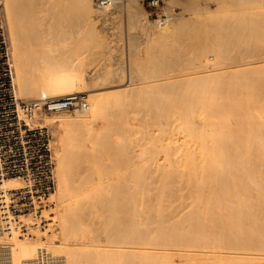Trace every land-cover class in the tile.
Returning a JSON list of instances; mask_svg holds the SVG:
<instances>
[{"label":"bare ground","instance_id":"obj_1","mask_svg":"<svg viewBox=\"0 0 264 264\" xmlns=\"http://www.w3.org/2000/svg\"><path fill=\"white\" fill-rule=\"evenodd\" d=\"M2 1L4 4V11L9 32L8 35L10 38L11 54L14 63V83L16 82L15 91L17 98L21 99V97H23L22 95H24V97L29 96L27 94H31L32 91L34 93L36 92V96L38 95V98L40 99L50 96H59L60 94L62 95L64 93L74 91V87L76 88V85H78L79 82L82 83L84 81V72L82 71L85 66L83 62L80 61L81 63L78 65V68H71L73 65L75 66V64L78 63L75 61L76 63L74 64L72 60L76 58H73L70 54L69 56L72 58H57L60 56L62 57V55L65 54L62 50H57L58 47L63 46V43L65 42H81L80 44H83L82 42H85V44L86 42H89L88 45H103V47L105 45L110 53H116V69L122 68V64L124 63L122 58V49L118 45V42H110L111 39L109 40L105 34V31L108 28H112L113 31L110 34L114 35V40L112 41H118V38L120 39L122 37L121 16H119V13V15L113 13V9L117 7L114 0H111V5L108 4L104 7H96L94 3H92V0ZM112 2L114 3L112 4ZM176 3L182 4V6L179 4L183 8L182 12L175 13L167 9L172 6L175 8L174 4L176 5ZM162 8L168 18L164 23H158L156 21H149L145 11L138 7L134 0L127 1L125 5L124 28L128 48L127 60L129 63L127 62V64L129 65V76L131 75L132 77L138 78V82L140 81L142 83V87L150 86L152 87L150 88L151 90L154 88L156 90V87L161 88L159 90L157 89L155 97L159 96L161 98L163 93L166 94V91L168 90L170 91H168L169 93L167 94L171 95L167 98L168 100L165 99L163 101L162 99H164V96L162 99H157V97L155 99L153 98L155 91H151V93H153L151 94L152 97H148L149 101H147V98V100H145V102H150L152 105L154 102L157 104V106L153 105L155 108L152 110V107L150 108L149 106L146 110L145 107L142 109L145 111L144 113L148 114L147 116L151 117V121L149 119L150 122H152L153 119L156 120L157 117L159 118L160 115L165 113V116H168L171 120L167 121L168 117L166 118L163 115V120L168 122L166 124L168 125L169 122L173 121L172 124L175 123V126L170 124L171 128H174L169 131L167 129L164 131V129L162 130L161 128V131L158 132V136H155L157 138H151V147L149 148L150 145L147 147L144 146V150L146 148L149 149L145 152L142 150L145 153L143 154L146 156L147 153H149V150L153 154L156 153L158 155L162 151L164 154H161L166 156L164 159L166 160L168 156L169 161V158L173 153L175 155H173L174 160L168 164L167 160H162L164 165L166 163L167 166H164L162 163H160L161 165L156 163V165L160 168L154 166L153 163V167H155L158 171V176H155L158 178L157 181H147V179H145L146 175L143 169L148 167H141V169L138 167V170H128L125 168V171H123V168L122 171L113 173H111V171L109 172V170L107 171L108 163L106 164L102 161L99 153L102 154L101 152H111L113 146L110 145L111 143L109 144L110 139L107 136L111 134L112 131L111 129L102 130L97 128V120H102L104 117V113L102 111L104 107L102 105L103 102L96 100V98L92 97V95L88 97L89 102H87V107H81L80 110H75L72 117L69 116L48 119L49 123L55 125H53L54 127H62L60 139L54 148L57 182L56 189L50 194L51 198L54 200V209H52L54 215L49 218L54 224L56 223L55 225H57L58 231H56L55 234H51V231L49 230V241L45 243L39 241V237L37 235L39 232L37 229L33 230V232L37 231V233H35L37 239L34 238V234L30 237L19 238L18 235H16V232H12L11 236L0 239L2 243L7 244L6 252H3L0 255L3 256V258L8 259V264H44L42 261H45V264H85L86 261L89 260V262H91L92 258L89 260H87V258L91 257L92 254L90 253L91 256H88L89 253L87 255L84 252L85 250L81 251L80 249H77V247L83 246L81 243H85V241L89 242V238L93 237L89 233L91 231V222L92 225L94 223L93 221H90L89 218L91 217L92 212H97L93 209V205L96 204L95 201L100 202L101 200L105 205L106 203L104 202H107L106 207L108 206V212L106 214L107 217H110V221H112L110 222L107 220L108 226L112 223L111 226L114 232H123V234L124 232H128L129 235L130 233H136L135 235L138 237L140 236L139 233L141 231L144 233L143 230H149L152 221H154L152 223L153 225L156 222L163 223V221L168 224L167 222L169 220L167 221L166 219L168 218L166 217H171L170 220H174L173 215L176 213L181 214L184 209L181 208L183 211L177 212L179 203L177 204V207H175L176 205H171L172 202L175 203L177 199L180 202H186L187 200L188 206L191 205L196 211L203 214L204 211H213V207L216 206L221 209V212L225 213H235L237 212V209H239V211L244 210L243 214H241L243 217L245 216L244 218H247V216L244 215L246 212L245 209L247 208H243V210H241V206H255L256 208L259 206L262 207L264 194L262 196L259 192H262L261 189L262 186H264V176H262L264 173L259 175L262 178L254 176V171L256 169L254 170L255 166L253 159H257L259 161L264 157V126L262 125L261 128L259 125L260 122L261 124H264V76L259 75V73L262 75L264 74V72H262L264 71V0H208L207 3L202 6L196 3L195 0H167L166 8ZM29 44H31V46L32 44L36 46L39 45L40 48L37 49L39 50V53L35 51V47H33L34 50L30 49L31 46L29 47ZM85 44L80 45V47L82 48ZM42 45H44L43 47H45V45L49 47L53 45V48L55 49L52 50L48 47L49 50L45 51L41 47ZM79 45L77 44L75 46ZM47 46L45 47L46 49ZM41 48L42 51L40 50ZM65 50L63 49V51ZM44 51L46 55L52 56V58L44 56L46 57L44 59L42 56V54H44L42 52ZM81 51H83V49ZM67 52H69V50ZM36 54H41L43 59L39 56L40 60H38L39 58L36 56L37 59L34 61L35 58L32 56H35ZM71 54L75 55V53ZM79 54L80 53H78V55ZM76 56L77 55H75V57ZM88 56L89 55H87V57ZM70 61H72L73 64ZM211 63L213 73L209 74L208 71V74H206L207 64H210L211 66ZM255 63L261 64L259 65L261 69L263 68L261 72H257L259 69L255 70V68L258 67H255ZM104 65L105 64H100V66L97 67L100 71L97 72V74H99L97 77H103V79L104 73L102 74L101 72L105 69V67H103ZM31 71L33 74L34 71L38 73L36 74L38 76H34L32 74V78L29 77L31 76V74L29 75ZM175 71L178 72V74L176 73L177 75L173 74ZM100 73L102 76H100ZM227 73L231 75L229 76ZM110 76L114 77L115 75ZM131 76L129 78L130 80ZM33 77L37 78L34 79ZM104 85L103 87L115 86L112 84L107 85L106 83ZM117 85L119 84L117 83ZM162 88L165 91H163ZM166 88L168 90H166ZM147 93L148 92L146 90L145 95H147ZM166 96L167 95H165V97ZM143 103L140 105L142 106L145 104ZM150 103L149 105L151 106ZM246 106L249 109L245 108ZM154 109H156V112H159L160 115H150L151 111L153 112ZM245 110H248V112L249 110H252V114L250 111L249 114L251 115H247L248 112L245 113ZM139 111L142 112L141 110ZM153 113H155V111ZM124 115H126L125 112ZM41 116L42 115H37L35 122L45 125L40 122ZM152 116H156V118H153ZM122 117L125 118V116ZM229 118L235 119V121L233 120L234 122H236L237 119L239 120V118L242 121L241 125H239L240 129L238 128V133L235 132L236 134H234L233 131L231 132L228 130L227 121ZM45 122H47V120ZM158 122L160 123V120ZM196 122L199 125L198 127L195 125L197 124ZM154 123L155 122H153V124ZM106 125L107 126H104V128L108 127L109 129L108 125L110 124ZM113 125L114 124H111V126ZM102 126L99 128H102ZM216 126L218 128H216ZM220 126L221 132L216 130L220 129ZM233 128L235 131L237 127ZM141 131L139 133H141ZM123 133L126 136L127 130L126 133L125 131L122 132V134ZM117 134L118 133H116V135ZM144 134L146 133L144 132ZM125 138L126 137H124L121 141L118 140L120 141V143L118 142V145L124 147V155L119 157L123 148L121 149V147H119V149L122 150L121 152L118 151L119 149L117 150L118 152L115 150V155L113 154L115 157L113 158V164L117 167L120 165V167L128 166L127 168H130L129 164H133V162H130L131 158L129 157L131 156V153L129 150H131V146L135 145L134 143H138L139 141H131L133 142L132 145V143ZM163 138L167 140V144L174 142L173 139L175 138H181L182 141H180L179 144H173V147L171 148L172 150H170L172 153H168L166 151L167 145L165 147L161 146ZM88 143H90V145L92 143L93 146L91 145V147L88 148ZM113 145L115 146V144ZM116 147L115 149H117ZM116 152L120 153L116 154ZM137 152L134 157L137 156ZM149 155L151 156V154ZM134 157L132 156V158ZM141 157H143V155H141ZM154 157L152 155V158H149L152 160ZM137 158L138 157H136V159ZM134 160L132 159L131 161ZM141 162L139 165H141ZM261 162L263 163L262 160ZM109 164L112 166L111 163ZM256 166L258 167V165ZM135 167H137V164ZM149 172L147 173L149 174ZM154 173H156V171H154ZM21 185L22 182L18 178L4 179L0 182V189H13ZM158 185L163 186L165 191L159 193L156 188L161 186ZM150 190L153 193L156 191L159 195L155 193L152 197L151 195L147 196L148 193H150L148 192ZM155 195H158V197L156 196L157 198H155ZM242 196L247 197L244 198V202L242 201ZM153 198L154 200L158 199L157 203H152L154 200L151 201V199ZM149 203L156 204L157 206V208L154 205V208L152 207L154 211L156 209L155 215L153 214L154 216L150 215L151 205ZM96 205H98V203ZM95 207L98 208V206ZM153 210L152 213L154 212ZM251 210L254 215L255 209ZM251 210L247 211L250 213ZM257 210H260V207ZM219 211L218 214H220ZM198 212L195 216L197 219L199 217ZM214 212L216 213L217 211ZM214 212L211 213L214 214ZM261 212H258L257 214H262ZM186 213H189V210ZM191 213L188 215L190 216ZM192 214L195 215L196 213L193 212ZM203 214L200 216H202L203 225L206 226V220L204 219ZM206 214L208 215L210 213ZM223 214L224 213H221V215ZM235 214H239L240 217V212ZM94 215L97 217V214ZM193 215L190 220L192 221L193 228H196V226H198L195 222L197 219L194 221ZM93 216L92 218H94ZM177 216L178 215L175 216V219H179L180 215L179 217ZM216 216L214 217L216 218ZM227 216L231 219H233V216L237 217L233 214L230 216L228 214ZM242 216L240 218L242 219V222H238L240 221V219H238L239 217L236 218L238 220L236 222L244 223L245 226L241 224L242 227L252 225L253 221L251 224H247L248 220L246 219V222ZM99 217L101 216L98 215V218ZM107 217L105 218L107 219ZM205 217L207 218V216ZM228 217L226 218V216H224L225 220L228 219ZM260 217H262V215ZM92 218L90 219L92 220ZM152 218L158 220H151ZM161 218L163 221H161ZM224 218L222 219L225 224L226 221ZM101 219L102 217L99 220ZM254 219H257V217L254 216ZM254 219L252 217V220ZM102 220L105 221L104 218ZM183 220L185 221L184 218ZM198 220L201 221V218L199 217ZM209 220L210 219L207 221ZM259 220L261 221V218ZM24 221L30 225L32 220L30 216H27ZM88 221H90V223H88ZM98 221H96L97 224ZM104 221H100V223L102 224ZM184 221L183 223L186 224L189 220L187 222ZM193 221L195 223H193ZM200 221L199 223H201ZM227 221H230V219ZM236 222L234 221V224H237L236 226L240 228L241 225L239 224V226ZM53 223V227H56ZM183 223L179 220L178 226L179 224H182L185 228L186 225ZM101 224L98 226L101 227ZM152 224L150 229L153 228ZM159 224L160 223H158L157 227L162 225ZM230 224L225 225L232 226V224ZM164 225H162L161 228H163ZM168 225L164 226L167 227V230L168 227H170ZM187 225L189 231H191L190 229L192 227H189L191 224L188 223ZM182 226H180L181 229ZM201 226L202 224L199 227ZM180 227L177 228L176 226V229H180ZM30 228L33 229V227ZM184 228L182 229L183 231ZM234 228L235 227L231 230L234 231ZM157 229L158 228H156V230ZM176 229L175 231H177ZM197 230L199 231V229H194L193 232H197ZM200 230H204L203 232H206L205 227ZM228 230L231 232L229 228ZM177 232H180V230ZM162 233L164 232H161V234ZM188 233L189 232L187 231L186 235ZM198 233L199 232H197V234ZM89 235L91 237H88ZM172 235L174 236V234ZM128 236L126 234V237ZM131 236L132 235L129 237L131 238ZM176 236L177 234H175V237ZM169 237L170 234L168 238ZM175 237L174 240L176 239ZM187 238L189 239V237ZM110 239L113 241L112 237H110ZM168 242H170V240L165 243ZM130 243L132 242L130 241ZM91 245V243H88L87 246ZM90 252H92V250ZM55 253H64L66 256L62 257L60 255H55ZM93 254L95 256V252ZM98 254L101 255L100 253ZM1 256L0 259L2 258ZM137 256H139V254ZM101 257H103V259H107V255L106 257ZM95 259H93V261ZM97 261L95 262L97 264H101L102 262V260H100L101 262ZM157 262L158 261H156V264ZM160 263L161 262H158V264ZM103 264H105V262Z\"/></svg>","mask_w":264,"mask_h":264},{"label":"rangeland","instance_id":"obj_2","mask_svg":"<svg viewBox=\"0 0 264 264\" xmlns=\"http://www.w3.org/2000/svg\"><path fill=\"white\" fill-rule=\"evenodd\" d=\"M127 1H129V0H114V2H115V4H116V8L115 9H113V10H111V11H113V13H115V14H118L119 16H121V34H122V39L120 38H118V41L116 40V41H112V40H114V38H113V36L114 35H110L111 34V32L113 31V29L111 28H108L104 33L106 34V37H108V39L110 40L111 39V41L110 42H118V45L121 47V49H122V58H123V66H122V68H123V70H122V68L119 70V69H116V67L117 66H115V65H117L116 63H115V59H116V53L114 52V53H110V51L105 47V45H104V47H103V45H93V46H91V45H88V43L86 42V44H87V46H86V44H85V42H82L83 44H80L81 42H79V43H77L78 45L80 44V45H84L85 44V46H83L82 48L80 47V45L79 46H75V45H77L75 42L73 43V42H71V43H67V42H65V43H63L64 45L63 46H61V47H58V49L57 50H59V51H61L62 50V52H65V54L64 55H62V57L60 56V57H57L58 59L59 58H67V57H69V58H76V59H72L73 60V62H74V64L76 63V62H78L77 64H75V66L73 65V67H71V68H78V65L81 63V62H83V64H84V66L85 67H83V71L82 72H84L83 73V77H84V81L81 83V82H79L78 83V85H76L77 87L75 88L74 87V91H71V92H68V93H64V94H60L59 96L57 95V96H50V97H47V98H56V97H62V96H64V95H66V94H69V93H74V92H79V93H81V94H83V96L85 97V99H86V101L87 102H89V98L88 97H90L91 95H92V97H95L96 98V100H98V101H101V102H103V113H104V119L102 118V120H100V119H98L97 120V122H98V126H97V128L98 129H107V130H110L111 129V131H112V133L111 134H109L107 137L111 140H109V144L111 145V146H113L112 147V150H111V152L110 151H108L107 153L105 152V153H103V152H101L102 154H100L99 153V155H100V157H101V159H102V161L104 162V163H108V165H107V171L109 170V172L111 171V173H113V172H118V171H122V169H123V171H125V168L126 169H128V170H134V169H139L138 167H140V169H141V167H148V168H144L143 170H144V172H145V175H146V178L145 179H147V181H157L158 180V178H156L155 176H158V171L156 170V168L155 167H153V163H154V166H157L158 167V165H156V163H159V165H161L160 163H162L163 165H164V162H162V160H165L164 158H166V156L164 155H162V154H164V153H162V151L158 154V155H160V156H158L156 153H154L155 154V157H154V154L151 152V151H149L148 150V152L149 153H147V155L146 156H144V152L147 150V149H149L150 147H151V145H150V141L152 140L151 138H153V137H155V136H158V132L159 131H161V128H162V130L164 129V131L167 129L168 131L171 129H173L174 127H172L171 128V126H170V124H172V122H169V124L167 125L166 123H168V122H166V120H163V115L165 116L166 114L164 113V114H162V115H160L159 114V112H156V109H154V111H155V113H153L152 111H151V114L150 115H157V114H159L160 115V117L159 118H161V119H159L158 117L156 118V116L155 117H153V118H156V120H157V122H156V120L155 119H153V121L152 122H150L151 121V117L150 116H147L148 114L147 113H144L145 111H143L142 109H144V107H145V110L147 109V108H151V110L153 109V108H155L154 106H157V104L154 102L153 103V105L150 103V102H147V101H149V98L150 97H152V95L151 94H153V93H151V91H155V93L153 94V98H155L156 99V97H155V95H156V91H157V89L159 90V89H161V88H158V87H156V90H155V88L153 89V90H151L150 88H152V87H150V86H146V87H142V83L139 81L138 82V78H136V77H132L131 75V80L129 79L130 78V76H129V65L127 64V62L129 63V61L127 60L128 58V55H127V52H128V48H127V42H126V32H125V28H124V15H125V5H126V3H127ZM135 1V3L138 5V7H140V8H142V10L143 11H145V13H146V15H147V18L149 19V21H152V17L149 15V13H150V11H149V9L145 6V4H143L142 3V1L141 0H134ZM166 1L167 0H165V2L162 4V6H161V9L163 10V8L162 7H165L166 8ZM180 1H185V0H180ZM196 1V3H198V4H200L201 6L204 4H206L207 3V1L208 0H195ZM204 1H206V2H204ZM114 2H112V4L114 3ZM92 3H93V0H92ZM180 4L181 6H182V4L181 3H176V5L174 4V6H175V8H173V6L171 7V8H167L168 10H170L171 12H175V13H180V12H182V10H183V8L179 5ZM93 5V4H92ZM111 5V4H110ZM1 6H2V10H3V14H4V20H5V27H6V32H7V39H8V42H9V45H10V38H9V32H8V25H7V20H6V15H5V11H4V4H3V1L1 0ZM110 7V6H109ZM179 8V9H178ZM181 10V11H180ZM110 32V33H109ZM112 36V37H111ZM104 43V42H103ZM75 44V45H74ZM71 45H74V46H71ZM31 46V44H29V47ZM39 45H34V44H32V46L30 47V49H32V50H34V48L33 47H35V51H37L38 53H39V50H37V49H39L40 48V46L38 47ZM44 45H42L41 47L43 48V50H45V51H48L49 50V48H51L52 50H54L55 48H53L54 46L52 45L51 47H49V46H47V45H45V47L47 46V49L45 48V47H43ZM36 47H38V48H36ZM49 47V48H48ZM69 47V48H68ZM78 47V48H77ZM94 47H95V49H94ZM42 48L40 49L41 51H42ZM71 48V49H70ZM88 48V49H87ZM90 48V49H89ZM11 49V48H10ZM63 49L65 50V51H63ZM83 49V51H81V50ZM102 49V50H101ZM105 49V50H104ZM69 50V52H67ZM79 50V51H78ZM92 50V51H91ZM106 50H108V51H106ZM45 51L44 52H42V53H44V54H42L41 52V54H42V56L44 57V56H48V55H46L45 54ZM72 51V52H71ZM76 51V52H75ZM78 51V52H77ZM82 53H81V52ZM105 51V52H104ZM67 52V53H66ZM71 53H75V55H77L76 57H75V55H73V54H71ZM78 53H80L79 55H78ZM91 53V54H90ZM41 54H36L35 56H32V57H34L35 59H34V61L37 59L36 58V56H38V60H40V57L39 56H41ZM66 54H67V56H66ZM69 54H70V56H72V57H70L69 56ZM87 55H89L88 57H87ZM42 56H41V59H43L42 58ZM59 56V55H58ZM46 57H44V59L46 58ZM48 57H50V58H52V56H48ZM53 58H54V56H53ZM68 58V59H69ZM83 58V59H82ZM82 59V60H81ZM86 59V60H85ZM33 60V59H32ZM88 60V61H87ZM104 60H105V62H104ZM30 61H31V55H30ZM76 61V62H75ZM81 61V62H80ZM86 61H87V63H86ZM70 62H72V61H70ZM73 62H72V64H73ZM85 62V63H84ZM33 63V62H32ZM115 63V64H114ZM71 64V63H70ZM100 64L102 65V64H105L103 67H105V69H103L102 71L103 72H101L102 74H103V76H104V79H103V77L101 78V77H97V76H99V74H97V72H100L99 70H98V66H100ZM256 64V65H255ZM254 65H255V67H257V68H255V70H257V69H259V70H257V72L258 71H262V69L264 68H262L261 69V67L259 66V65H261L260 63H255ZM77 65V66H76ZM113 65H114V67H113ZM128 66V67H127ZM209 66H210V64H207V70H206V74H212L213 73V69H211L212 68V63H211V66H210V69H209ZM110 67V68H109ZM253 67V66H252ZM116 69V70H115ZM108 70H109V72H108ZM111 70V71H110ZM114 73H113V72ZM118 71V72H117ZM209 71V72H208ZM215 71V70H214ZM208 72V73H207ZM237 72H239V71H237ZM256 72V71H255ZM262 72H264V71H262ZM100 73V74H101ZM112 73V74H111ZM178 74V72L177 71H175V72H173V74L174 75H177ZM215 73H217V72H215ZM240 73V72H239ZM31 74V76H29V77H31L32 78V76L34 75H36V74H38V73H36L35 71H34V74H33V72L31 71V73H29V75ZM33 74V75H32ZM102 74L100 75V76H102ZM227 74H229V73H227ZM233 74V73H232ZM241 74V73H240ZM256 75H258L257 73H255ZM107 75V76H106ZM110 75H115L114 77H111ZM231 74H229V76H230ZM234 75H236V74H234ZM238 75V74H237ZM259 75H261V76H264V74L262 75V74H260L259 73ZM36 76H38V75H36ZM106 76V77H105ZM224 76V75H223ZM97 77V78H96ZM30 78V79H31ZM34 79L35 78H37V77H33ZM33 80V79H32ZM38 80H39V78H38ZM113 80V81H112ZM122 82H121V81ZM114 82V83H113ZM16 83V82H15ZM81 83V84H80ZM106 83L107 85H115V86H109V87H103V85ZM117 83L119 84V85H117ZM17 85V84H16ZM104 86H106V85H104ZM17 87V86H16ZM141 87H142V90H141ZM148 87V88H147ZM183 87V86H182ZM17 89V88H16ZM146 90H147V95H145V92H146ZM162 90L163 91H165L163 88H162ZM166 90H168L167 88H166ZM142 91V92H141ZM168 91H170V90H168ZM168 91H166L167 93H169ZM150 92V93H149ZM34 92L32 91V93L31 94H27V95H29V96H25L24 97V95H22L23 97H21V99H25V100H29V99H40V98H38V95L36 96V92L33 94ZM165 94V93H163V96H164V99H162V97L160 98L159 96L157 97V99L158 98H160V99H162L163 101L166 99V100H168L167 98H169V95L170 94ZM150 94V95H149ZM167 95L166 97H165V95ZM141 96V97H140ZM146 96V97H145ZM171 96V95H170ZM34 97V98H33ZM139 97H140V99H139ZM149 97V98H148ZM148 100H147V99ZM152 98V99H153ZM42 99H44V98H42ZM128 99V100H127ZM141 100H143V101H141ZM145 100H147L146 102H145ZM123 101V102H122ZM125 101V102H124ZM128 102V103H127ZM131 102H132V104H131ZM143 103L144 105H140L141 103ZM119 103V104H118ZM149 103L151 104V106L149 105ZM148 104V105H147ZM136 105V106H135ZM147 105V106H146ZM132 106V107H131ZM149 106V107H148ZM122 107H123V109H122ZM127 107V108H126ZM245 108H247V106L245 107ZM81 109V107H79V106H75V107H73V108H71V109H68V110H63V111H58V112H40L39 114H37V115H42L41 117H40V122L42 123V124H45L48 128H49V130H50V132H51V134H52V144H53V148H55V146H56V144L58 143V141H59V139H60V136H61V129H62V127L61 126H57V127H54L55 125L54 124H51V123H49L48 122V119H56V118H58V117H72L73 115H74V113H75V110H80ZM247 109H249V108H247ZM125 110V111H124ZM139 110H141L142 112H140ZM150 110V109H149ZM148 110V111H149ZM137 113H136V112ZM147 111V112H148ZM244 111V110H243ZM251 111V112H250ZM124 112H125V114L126 115H124ZM246 112H248V110L246 111L245 110V113ZM249 112L252 114V110H249ZM249 112L247 113V115H251V114H249ZM105 113H106V115H105ZM115 113V114H114ZM139 113V114H138ZM141 113V114H140ZM114 114V115H113ZM119 115V116H118ZM140 115V116H139ZM106 116V117H105ZM122 116H125V118L124 117H122ZM138 116V117H137ZM147 116V117H146ZM134 117V118H133ZM166 118L168 117V116H165ZM117 118V119H116ZM166 118H164V119H166ZM233 118H235V117H233ZM233 118H229L228 119V123H227V127L229 128L228 130H230L231 132L233 131V133L234 134H236V133H238L237 131H239V125H241V120H240V118H239V120L237 121L236 120V122H234L235 121V119H233ZM114 119V120H113ZM149 119H150V121H149ZM47 120V122H45ZM104 120V121H103ZM108 120H110V121H108ZM127 120H128V122H127ZM148 120V121H147ZM160 120V123L158 122ZM171 121L170 120V118L168 117L167 118V121ZM229 120H231V121H229ZM234 120V121H233ZM119 121V122H118ZM121 121V122H120ZM263 121H264V119H263ZM262 121V122H263ZM147 122V123H146ZM153 122H155L154 124H153ZM164 122V123H163ZM239 122H240V124H239ZM260 122V121H259ZM197 123V122H196ZM229 123H230V125H229ZM233 125H232V124ZM103 126H102V125ZM106 124H110V125H108L109 126V129H108V127H105L104 128V126H107ZM111 124H114L113 126H111ZM117 124V125H116ZM125 124V125H124ZM148 124V125H147ZM175 124V123H174ZM174 124H172L173 126H175ZM236 124V125H235ZM54 125V126H53ZM118 125H119V127H118ZM164 125V126H163ZM197 127L199 126L198 125V123L197 124H195ZM238 125V126H237ZM260 127L263 125L264 126V124L262 123L261 124V122H260ZM102 126V128H99V127H101ZM143 126V127H142ZM160 126V127H159ZM162 126V127H161ZM230 126V127H229ZM232 126V127H231ZM112 127H114V128H112ZM129 127V128H128ZM169 127V128H168ZM201 127V126H200ZM199 127V128H200ZM218 127H219V125H218ZM217 126H216V128H218ZM233 127H237L236 128V130L234 131V128ZM118 128H119V130H118ZM124 128V129H123ZM128 128V129H127ZM152 128V129H151ZM198 128V129H199ZM215 128V129H216ZM230 128H232V129H230ZM239 128V129H238ZM262 128V127H261ZM132 129V130H131ZM160 129V130H159ZM264 129V128H263ZM118 130V131H117ZM121 130V131H120ZM126 130H127V134H126V136H125V134H124V136H123V134H122V132H124L125 131V133H126ZM128 130H130V131H128ZM141 130H143V131H141V133H139ZM151 130V131H150ZM216 130H219V132H221V126H220V129H216ZM114 131V132H113ZM116 131V132H115ZM134 131V132H133ZM139 131V132H138ZM148 131V132H147ZM130 132V133H129ZM144 132L147 134H144ZM236 132V133H235ZM110 133V132H109ZM116 133H118L117 135H116ZM121 133V134H120ZM120 134V135H119ZM130 134V135H129ZM141 134V135H140ZM149 134V135H148ZM157 134V135H156ZM116 135V136H115ZM144 135V136H143ZM128 136V137H127ZM150 136V137H149ZM106 137V136H105ZM124 137H126L130 142L131 141H133V142H136V141H139L137 144L136 143H134L135 145H133V142H131L132 143V145L133 146H131V144H130V146H131V150H129L130 151V157L129 158H131L130 159V162H133V164H135V165H133L132 163H130L129 164V167L131 168H127V167H120V165H118V167L115 165V164H113V158H115L114 157V155H115V150L117 151L118 149H119V147H121V149L123 148V151L121 150V149H119L118 151H122L121 152V154H120V156L119 157H121L122 155H124V147H122L121 145L119 146L118 145V142L120 143V141L121 140H123V138ZM130 137V138H129ZM114 138V139H113ZM118 138V139H117ZM125 138V139H126ZM155 138H157V137H155ZM107 139V138H106ZM124 139V140H125ZM131 139H133V140H131ZM154 139V138H153ZM181 138H175V139H173V141L174 142H172V143H170V144H167L168 142H167V140H165L164 138L162 139V144H161V146L162 147H165L166 145L169 147H167L166 146V151L168 152V153H172V151H170V150H172L171 148L173 147L172 145L174 144V145H176V144H179L180 143V141H182V139L180 140ZM118 140H120V141H118ZM176 140V141H175ZM114 141H116V142H114ZM164 141V142H163ZM129 142V143H130ZM146 142H147V144H146ZM153 142V141H152ZM152 142H151V144H152ZM160 142V143H161ZM167 142V143H166ZM177 142V143H176ZM113 144H115V146L113 145ZM117 144V145H116ZM143 144V145H142ZM164 144V145H163ZM91 145H92V143H91ZM91 145H90V143H88L87 144V147L89 148V147H91ZM150 145V146H149ZM93 146V145H92ZM110 146V147H111ZM117 146V147H116ZM144 146H149V148H146L145 150H144ZM115 147L117 148V149H115ZM114 148V149H113ZM132 149H133V151H132ZM144 152H143V151ZM163 150V149H162ZM117 151V152H118ZM139 153H138V152ZM142 151V152H141ZM54 152H55V149H54ZM113 152V153H112ZM116 152V154H119V153H117ZM134 152V153H133ZM136 152H137V156L136 157H138L137 159H136V157H134L135 155H136ZM151 152V153H150ZM109 153V154H108ZM144 153V154H143ZM162 153V154H161ZM111 154V155H110ZM114 154V155H113ZM149 154H151V156L149 155ZM101 155H103V156H101ZM109 155V156H108ZM141 155H143V157H141ZM152 155H153V159L152 160H150L151 158H152ZM172 156L174 155L173 153L171 154ZM54 156H55V154H54ZM108 156V157H107ZM132 156L134 157V158H132ZM163 156V157H162ZM170 157L169 159V161H168V156H167V164L168 163H170V162H172L174 159V156L173 157ZM105 157V158H104ZM112 157V158H111ZM149 157H151V158H149ZM111 158V159H110ZM171 158H172V160H171ZM259 158H261V157H259ZM258 158V159H259ZM117 159H119V158H117ZM123 159H125V158H123ZM122 159V160H123ZM134 160V161H131V160ZM105 160V161H104ZM165 160V161H166ZM254 160V166H255V168H254V170L256 169H258L260 166H262V167H260V168H262V169H258L257 171L255 170L254 171V176L255 177H258L259 175H261V173L263 174L264 173V157H263V159H260L259 161L257 160V159H253ZM261 160L263 161V163L261 162ZM55 161H56V159H55ZM138 161V162H137ZM141 162V165H139L140 164V162ZM146 161H148V162H146ZM137 162V163H136ZM109 163H111L112 164V166L109 164ZM258 163V164H257ZM132 164V165H131ZM136 164H137V167H135L136 166ZM167 164L165 163V165L164 166H167ZM56 165V164H55ZM147 165V166H146ZM149 165V166H148ZM256 165H258V167L256 166ZM113 166H115V167H113ZM118 169H117V168ZM150 167H152V168H150ZM114 168H115V170H114ZM155 168V169H154ZM158 168H160V167H158ZM157 168V169H158ZM112 169V170H111ZM117 170V171H116ZM142 170V171H143ZM147 170H149L150 172H151V174H150V172L149 171H147ZM262 170H263V172H262ZM154 171H156V173H154ZM147 172H149V174L147 173ZM257 172H259V173H257ZM153 173V174H152ZM257 175V176H256ZM262 176H264V174L262 175ZM153 178V177H155V178H153V179H151V178ZM55 178H56V173H55ZM258 178H262L261 176H259ZM258 178H256V179H258ZM148 179H151V180H148ZM155 179V180H154ZM56 180H57V178H56ZM57 182V181H56ZM56 182H55V188H54V190L56 189ZM156 184V183H155ZM161 184V183H160ZM264 185V184H263ZM155 186V185H154ZM157 186V185H156ZM158 186H161V185H158ZM157 189V191L159 192V193H161V192H163V191H165V189H164V187L163 186H161V187H158V188H156ZM156 189H153V190H156ZM160 189V190H159ZM261 191L262 192H259V194L260 195H262L263 196V194H264V186H262V189H261ZM148 192H150V193H152V194H150V193H148V195L147 196H150L151 195V197L153 196V194H158L159 195V193H157L156 191H154L155 193H153L151 190L150 191H148ZM158 195H155V198H157L158 197ZM157 196V197H156ZM244 196V195H243ZM241 197L243 200V202H244V198H247V197ZM264 197V196H263ZM240 198V199H241ZM152 200H154V198L153 199H151V201ZM264 200V199H263ZM49 201L51 202V206H50V208H49V210H48V212H50L51 213V216H53L54 214H53V210L52 209H54V200L51 198V196H49ZM157 201H158V199L156 200H154L152 203H157ZM241 201V202H242ZM103 201H101L100 200V202L98 201V202H96L95 201V203L97 204L98 203V205H96V204H94L93 205V209H94V211H97L96 213H94V212H92V215H91V217L90 218H92V216L94 215V214H97V217H96V215H94L93 217L94 218H92V220L89 218V220L90 221H93V225H92V222H91V225H90V235L91 236H93L92 238H89L90 240H89V242H87V241H85V243H81V245H83V246H80V247H77V249H80L81 251H84L87 255H88V253H89V255L88 256H91V254H92V256L94 257H88L87 258V260H89L90 258H92L91 259V262H89V261H86V263L87 264H94L96 261H97V257H98V261H100V260H102V262H101V264H103L104 262H105V264H113V262H114V264H144V262H145V264H156V261H158V262H161L160 264H162V262L163 261H165V262H163V264H264V201H263V204H262V207L261 206H259L260 207V210H257L259 207H255V206H253V207H248V206H246V205H244V206H241L242 208H240L241 210H243V208H247V209H245L246 210V212H248L247 210H251V209H255V214L253 215V211L251 210V212H252V215H251V212L249 213H246L245 212V214L244 215H246L247 216V218H244L241 214H243V212H244V210L243 211H239V209H237V212H235V213H239L240 212V217H239V214L238 215H236L235 213H225V212H221V209L220 208H218L217 206L216 207H213V211H211L212 213L214 212V211H217L216 213L214 212V214H212L209 210H208V212H205L204 211V214L203 213H200V212H198V211H196L191 205V207L190 206H188V201L186 200V202L185 201H178V199L175 201V203H173L172 202V204L171 205H176L175 207H177L178 205V203H179V208L177 207V212H182L183 210L182 209H184V211L180 214V213H176L175 215H173L174 216V220H170V218L171 217H166V218H168V219H166L168 222V224H166V222H164L163 221V219L161 218V221H163V223L162 222H158V223H160V224H162V225H164V224H166V225H164V226H170V227H168V230L166 229L167 227H164L163 226V228H161V226L162 225H160V226H158L157 227V225H158V223L156 224V223H154V225L152 224L154 221H152V229H150L151 228V224H150V228H149V230L147 229V231H148V233H147V231L146 230H143L144 231V233H143V235H142V233L140 232H138L139 234H140V236L138 237L137 235H135L136 233H130V235H132L131 236V238L129 237L130 235H129V233L128 232H124V234H123V232H118L117 233V231L116 232H114V230L112 229V226H111V224L112 223H110L109 224V226H108V221L107 220H109L110 221V217H109V219H108V217H107V212H108V206L106 207V205H107V202L105 201L104 203H106V205L105 204H103L102 203ZM150 202V201H149ZM183 202V203H182ZM150 205H151V208H150V211H151V213H150V215L151 216H154L155 215V211H156V209H155V211L152 209V207L154 208V206L157 208V206H156V204H151V203H149ZM189 204H190V202H189ZM100 205V206H99ZM106 207H104V206ZM154 205V206H153ZM180 205H181V207H180ZM95 206H98V208L97 207H95ZM101 206H103V207H101ZM100 207H101V209H100ZM189 207H190V209H189ZM105 208V209H104ZM182 208V209H181ZM192 208V209H191ZM214 208H215V210H214ZM248 208H251V209H248ZM104 209V210H103ZM107 209V210H106ZM180 209V210H179ZM217 209V210H216ZM219 209H220V211H219ZM105 210H106V212H105ZM152 210L154 211L153 213H152ZM187 210V211H186ZM188 210H189V213H193V212H195L196 214L195 215H193L192 213L190 214V216L188 215L189 213H186V212H188ZM211 210V209H210ZM261 210H262V212H261ZM103 211V212H102ZM218 211H219V213L220 214H218ZM98 212H100V213H98ZM105 212V213H104ZM197 212H198V216L201 218V221L200 220H198L199 219V217H198V219H197V217L195 218V216L197 215ZM242 212V213H241ZM262 213V214H257V213ZM94 213V214H93ZM206 213H210V214H206ZM221 213H224L223 215H221ZM105 216H104V215ZM109 214V213H108ZM154 214V215H153ZM201 214H203L204 215V219L206 220V226H204L203 225V219H202V216H200ZM217 216H216V215ZM229 214V216L230 215H235V216H237V217H232L233 219H231L230 217H228L227 215ZM98 215L99 216H101L102 217V219L104 218L105 219V221H107V222H105L104 220H99L101 217H99L98 218ZM176 215H178L177 217H179V215H180V217H179V219L178 218H176L175 219V216ZM192 215L194 216V221L196 222V224L198 225V226H196V228L194 227L193 228V226H192V221L190 220V219H192ZM220 217H219V216ZM248 215H250V216H248ZM262 215V217H260ZM150 216V217H151ZM205 216H207V218L205 217ZM214 216H216V218L214 217ZM224 216H226V218L228 217V219H230V221L232 222H230V221H227L228 219H226L225 220V218H224ZM241 216H242V218H244V220L246 221V219L248 220V222H247V224H251V222L253 221V223H252V225H249V226H247L246 225V227H242V225H244L245 226V224L244 223H238V222H242L241 220L242 219H240L241 218ZM254 216L255 217H257V219H254ZM105 217H107V219L105 218ZM185 219V221L187 222L188 220V223L189 224H191V225H189V227H192L190 230L191 231H189V228L187 227L188 225V223H183V218ZM210 217V218H209ZM211 217H212V219H211ZM219 217V218H218ZM239 217V218H238ZM251 217V218H250ZM252 217H253V219L255 220V222H254V220H252ZM155 218V217H154ZM154 218H152L151 220H153ZM164 218V217H163ZM189 218V219H188ZM218 218V219H217ZM222 218H224V220L226 221V223L225 224H232V226H226L225 224H224V222H223V219ZM236 218H238V219H240V221H238ZM261 218V221L259 220ZM97 219V220H96ZM178 219V220H177ZM186 219H188V220H186ZM208 219H210L209 221H207ZM213 219H216V220H213ZM221 219H222V221H221ZM99 220V221H98ZM155 220V219H154ZM158 220V219H157ZM157 220H155V221H157ZM179 220L184 224V225H186L185 226V228H184V226H182V224L180 225L179 224V226H178V222H179ZM183 220V221H182ZM243 220V221H244ZM257 220H259V221H257ZM90 221H88V223H90ZM96 221H98V224H97V222ZM100 221L102 222V221H104L102 224L100 223ZM177 221V222H176ZM184 221V222H185ZM193 221V223H195ZM199 221L201 222V223H199ZM211 221H212V223H211ZM217 221V222H216ZM234 221L236 222V221H238V222H236V223H238V225L240 224H242L241 226H240V228L239 227H237L236 225L237 224H234ZM257 221V222H256ZM110 222H112V221H110ZM173 222H175V223H173ZM208 222H210V223H208ZM227 222H229V223H227ZM96 223V224H95ZM106 225H105V224ZM177 223V224H176ZM208 223V224H207ZM255 223V224H254ZM54 224V223H53ZM56 224V223H55ZM54 224V225H55ZM102 225L101 227L100 226H98V225ZM202 224V226L201 227H199L200 225ZM230 224V225H231ZM260 224V225H259ZM103 225H105V226H103ZM156 225V226H155ZM224 225V226H223ZM56 227H53V226H50V227H48L46 230L45 229H37V231L39 232V234H37L38 235V239H39V241H42L43 243H45V242H48L49 241V230L51 231V234H55L56 233V231H58V228H57V225H55ZM96 226V227H95ZM107 226V227H106ZM176 226H177V228H179L180 226H182V229L184 228V231L181 229V227H180V229H176ZM195 226V225H194ZM250 226H252V227H250ZM253 226H255V227H253ZM99 227V228H98ZM103 227V228H102ZM149 227V226H148ZM160 227V228H159ZM198 227V228H197ZM206 228V232H203L204 230H200V229H203V228ZM218 227V228H217ZM233 227H235L233 230L235 231V229H236V231L234 232V231H232L231 229ZM156 228H158L157 230H156ZM177 230V231H179L180 230V232H177V231H175V229ZM188 228V229H187ZM228 228L231 230V232H229V230H228ZM254 228V229H253ZM263 228V229H262ZM92 229H93V231H92ZM109 229V230H108ZM110 229H112V230H110ZM162 229V230H161ZM165 229H166V231H165ZM173 229V230H172ZM194 229H199V231L197 230V232H199L198 234H197V232H193V230ZM241 229H242V231H241ZM245 229H247V230H245ZM251 231H250V230ZM43 230H45V231H43ZM153 230V231H152ZM169 230H170V232H169ZM189 232L188 234H190V233H192V234H190L189 236H187L186 235V232L187 231ZM240 231V234H239V231ZM260 230V231H259ZM37 231H35V232H32V234H34V236L36 235L35 233H37ZM43 231V232H42ZM156 231V232H155ZM159 233H158V232ZM94 232V233H93ZM102 232H103V234H102ZM105 232V233H104ZM161 232H164V233H162L161 234ZM255 232H257V233H255ZM92 233H93V235H92ZM117 233V234H119V235H117L116 234V237H117V239L118 240H120V241H118L117 239H116V237H115V234ZM127 234V236L128 237H126V234ZM154 233V234H153ZM170 234V237L168 238V236H169V234ZM180 233H182V234H180ZM194 233H196V234H194ZM46 234H47V236H46ZM102 234V235H101ZM111 234V235H110ZM147 234V235H146ZM157 234H158V236H157ZM161 234V235H160ZM172 234H174V236L172 235ZM175 234H177V236L175 237ZM179 234H180V236H179ZM205 234V235H204ZM262 234H263V236H262ZM88 236V237H91V236ZM106 235V236H105ZM109 235V236H108ZM114 235V236H113ZM120 235H121V237H120ZM123 235V236H122ZM125 235V236H124ZM149 235V236H148ZM152 235H154V236H152ZM164 235H168V236H164ZM172 235V236H171ZM33 236V237H34ZM98 236H99V238H98ZM119 236V237H118ZM134 236V237H133ZM145 236V237H144ZM163 236H164V238H166V239H164L163 238ZM193 236V237H192ZM32 237V238H33ZM97 237V238H96ZM107 237V238H106ZM110 237H112V240L114 241H111V239H110ZM123 237V238H122ZM148 237V238H147ZM156 237V238H155ZM159 237V238H158ZM174 237L176 238L175 240H174ZM179 237V238H178ZM182 237V238H181ZM184 237V238H183ZM187 237H189V239L187 238ZM195 237V238H194ZM34 238H36V236L34 237ZM95 238V239H94ZM125 238V239H124ZM128 238V239H127ZM136 238H139V239H136ZM161 238V239H160ZM168 238V239H167ZM171 238V239H170ZM37 239V238H36ZM92 239H93V241H92ZM103 239H105V240H103ZM110 239V240H109ZM134 239H135V241H134ZM146 239V240H145ZM184 239V240H183ZM115 240H116V242H115ZM123 240V241H122ZM132 242V243H130V241ZM133 240V241H132ZM137 240H138V242H137ZM144 240V241H143ZM168 240H170V242H168V243H165L166 241H168ZM174 241V243H173V241ZM91 241V242H90ZM107 241H108V243H107ZM165 241V242H164ZM177 241H179V242H177ZM261 241V242H260ZM140 242V243H139ZM161 242V243H160ZM207 242V243H206ZM88 243H91L92 245V247L91 246H87L88 245ZM102 243V244H101ZM122 243V244H121ZM124 243V244H123ZM260 243V244H259ZM86 244V245H85ZM100 244V245H99ZM106 244V245H105ZM128 244V245H127ZM160 246H159V245ZM169 244V245H168ZM90 245V244H89ZM99 247H98V246ZM124 245V246H123ZM131 245V246H130ZM140 245V246H139ZM151 245V246H150ZM164 245V246H163ZM147 246V247H146ZM178 246V247H177ZM101 247H103V248H101ZM108 247V248H107ZM163 247V248H162ZM107 248V249H106ZM111 248V249H110ZM139 248V249H138ZM92 250V252H90ZM101 250V251H100ZM86 251H88V252H86ZM96 251H97V254H96ZM100 251V252H99ZM103 251H104V253H103ZM108 251V252H107ZM133 251V252H132ZM95 252V256H96V259H95V256H94V253ZM139 254V256H137L138 254ZM144 252V253H143ZM91 253V254H90ZM98 253H100L101 255H99ZM107 253V254H106ZM118 253V254H117ZM159 253H162V254H159ZM164 253V254H163ZM51 254H53V253H51ZM103 254V255H102ZM105 254V255H104ZM171 254V255H170ZM54 255V254H53ZM55 255H60V256H62V257H65L66 255L64 254V253H62V254H57V253H55ZM106 255H107V257H106ZM117 255V256H116ZM131 255V256H130ZM101 256H104V257H106L107 259H103V257H101ZM157 256V257H156ZM101 257V258H100ZM161 257V258H160ZM132 258V259H131ZM166 258V259H165ZM66 259H67V257H66ZM93 259H95L94 261H93ZM169 259V260H168ZM105 260V261H104ZM110 260V261H109ZM171 260V261H170ZM93 261V262H92ZM97 261V262H98ZM143 261V262H142ZM167 261V262H166ZM44 264H45V261H42ZM139 262V263H138ZM147 262H149V263H147ZM151 262V263H150ZM158 262H157V264H158ZM85 263V264H86ZM69 264V263H68ZM95 264H97V263H95ZM100 264V263H99Z\"/></svg>","mask_w":264,"mask_h":264},{"label":"built area","instance_id":"obj_3","mask_svg":"<svg viewBox=\"0 0 264 264\" xmlns=\"http://www.w3.org/2000/svg\"><path fill=\"white\" fill-rule=\"evenodd\" d=\"M141 1L149 9L152 21L167 20L161 9L165 0ZM110 2L93 0L96 7ZM14 73L0 0V182L11 178L22 182L17 188L0 189V239L11 236L12 232L19 238L30 237L33 230L53 226L48 210L56 182L54 148L49 128L35 122L37 114L87 107L85 97L79 92L56 98L19 99ZM27 216L32 220L30 225L24 221ZM6 250L7 244L0 241V254ZM1 257L0 264H8V259Z\"/></svg>","mask_w":264,"mask_h":264}]
</instances>
